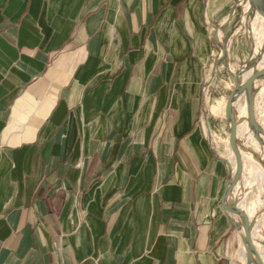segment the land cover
Masks as SVG:
<instances>
[{
    "label": "crops",
    "instance_id": "0c3cea01",
    "mask_svg": "<svg viewBox=\"0 0 264 264\" xmlns=\"http://www.w3.org/2000/svg\"><path fill=\"white\" fill-rule=\"evenodd\" d=\"M259 18L249 0H0V264H248L210 91L264 69ZM259 181L243 162L229 203H264Z\"/></svg>",
    "mask_w": 264,
    "mask_h": 264
},
{
    "label": "water",
    "instance_id": "95a60500",
    "mask_svg": "<svg viewBox=\"0 0 264 264\" xmlns=\"http://www.w3.org/2000/svg\"><path fill=\"white\" fill-rule=\"evenodd\" d=\"M251 3V7L256 9L259 15L264 17V0H249ZM217 40L218 32H217ZM222 46V45H221ZM224 59V54L220 58V60ZM254 65L249 61L246 65V68L241 72L242 74L252 70ZM241 74L238 73L236 75L237 83L235 87L232 89L225 107L226 119L230 129V146L234 151L236 158V169L233 174L232 164L229 160H227L228 165L231 167V177L229 179L228 185L225 189V192L222 197V205L223 207L232 214H239L242 216V224L237 225L239 229H243L245 233L244 245L246 249L247 255V263L248 264H264V259L255 245L254 237H253V226L254 221L250 218L249 214L241 208L238 203H229V197L232 191L234 190L236 184L242 177L243 172V162L244 158L238 146V125L236 118L234 116V102L240 100L244 95L247 98L248 109H249V125L251 129L254 131V136L258 140L261 145H264V139H260V133L264 134V129L260 125L256 117V108L255 101L256 95L254 91V82L257 79L264 80V69L261 70H252L250 75L243 81L240 79ZM253 222V223H252ZM236 224V223H235ZM264 247V244H263Z\"/></svg>",
    "mask_w": 264,
    "mask_h": 264
},
{
    "label": "bare ground",
    "instance_id": "6f19581e",
    "mask_svg": "<svg viewBox=\"0 0 264 264\" xmlns=\"http://www.w3.org/2000/svg\"><path fill=\"white\" fill-rule=\"evenodd\" d=\"M259 19L261 21V24H260V27H258V25H257V29L259 31L258 38L260 40L263 36V35H261L262 34L261 31H262V27L264 26V18H259ZM246 74L247 73L242 74V80H243V76H245ZM261 87L262 88L259 90L258 95H256L257 98L258 97L260 98V102H259L260 106H259V103L257 104L256 117H257L258 122L260 123V125L264 129V84ZM243 98H244L246 107L244 108V112H243L242 117L240 116L238 110L235 107V103L238 102V100L236 102H234V116L236 118L237 125H238V133L237 134H238V138H241V137H239V134H240L242 128L246 125L249 127L250 131L252 132V135L247 139L244 138V141L239 142L238 146H239V149H240V151L244 157L245 165L248 166V168L250 170L252 182L259 184L260 183L259 178L264 179V166H263V162H262V160H264V145H261L258 142V140L254 136V131L251 129V127L249 125L248 102H247V98L245 95ZM227 124H228V127L231 125L228 122H227ZM230 135L231 134L229 132V143H230ZM259 137H260V139H264V134L260 133ZM230 148H231V146H230ZM231 150H232V148H231ZM232 152L234 153L233 150H232ZM234 157H235V154H234ZM233 163L235 164V168L231 162L232 168H233V174H234L235 169H236V158H235V161H233ZM235 194H236V191L234 190L230 194V199H233ZM263 204L264 203H262V201H261L260 192H258L256 194V196L253 198L251 204L249 205L248 214H249L250 218L254 221L253 235H254L255 245L258 248V250L260 251V253L264 259V247H263V244H264V208H263ZM236 217H237L238 221H242L241 215L236 214ZM260 220L262 221V224H259L260 226H257V224ZM242 234H244V230H242Z\"/></svg>",
    "mask_w": 264,
    "mask_h": 264
},
{
    "label": "rangeland",
    "instance_id": "374dc122",
    "mask_svg": "<svg viewBox=\"0 0 264 264\" xmlns=\"http://www.w3.org/2000/svg\"><path fill=\"white\" fill-rule=\"evenodd\" d=\"M216 79L213 82V86H212V90L210 91V103H217L216 105H214V109L211 110L210 107V128L211 130L214 132L215 136L214 138L216 139V143L214 142L215 145L218 144V146H221L222 148H225V143H226V139L228 137V134L230 132V129L228 127V125H226L224 123V121H220V110L222 108V102L220 100H218V97L220 96L221 93H225L228 92L230 90V88L233 87V85L235 83H237V81H235L234 76L232 75L231 77L226 76L225 77V73L220 72L219 70L216 71L215 74ZM230 82L231 85L230 87H227L225 85V82ZM208 131V130H207ZM240 142L244 141V137L239 138ZM262 224V221L260 220L258 222V225Z\"/></svg>",
    "mask_w": 264,
    "mask_h": 264
}]
</instances>
